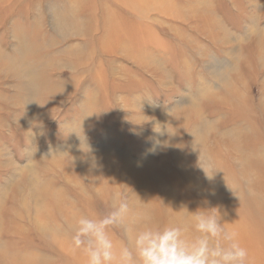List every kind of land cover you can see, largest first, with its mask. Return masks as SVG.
Masks as SVG:
<instances>
[{
  "label": "rangeland",
  "instance_id": "obj_1",
  "mask_svg": "<svg viewBox=\"0 0 264 264\" xmlns=\"http://www.w3.org/2000/svg\"><path fill=\"white\" fill-rule=\"evenodd\" d=\"M150 57L167 74L163 90L138 65ZM130 95L161 108L170 135L152 120L129 123ZM191 107L235 131L242 161L222 134L205 131L196 147ZM172 136L184 174L168 147L149 151ZM218 150L224 191L205 159ZM84 151L113 161L115 177L90 178ZM126 158L152 160L151 174L189 211L218 208L251 264H264V0H0V264H84L63 211L102 217L114 194L129 201ZM148 200L166 224L158 194Z\"/></svg>",
  "mask_w": 264,
  "mask_h": 264
},
{
  "label": "clouds",
  "instance_id": "obj_2",
  "mask_svg": "<svg viewBox=\"0 0 264 264\" xmlns=\"http://www.w3.org/2000/svg\"><path fill=\"white\" fill-rule=\"evenodd\" d=\"M167 126L157 124L154 132L170 135ZM157 146L168 144L156 140L149 151ZM110 207L102 217L73 214L66 240L73 253L83 256L84 264H251L239 232L225 226L216 207L189 211L182 206L166 224L151 212L134 210L120 194L112 196ZM112 228L121 229L123 239L117 240Z\"/></svg>",
  "mask_w": 264,
  "mask_h": 264
},
{
  "label": "bare ground",
  "instance_id": "obj_3",
  "mask_svg": "<svg viewBox=\"0 0 264 264\" xmlns=\"http://www.w3.org/2000/svg\"><path fill=\"white\" fill-rule=\"evenodd\" d=\"M261 33H258V34H261ZM122 56L124 58H127V59L129 58L127 54L122 55ZM130 59L131 58H129V60ZM138 65L141 67V70L145 69V70L150 71L149 73L153 77H155V80L158 82L159 87H161L160 90L162 88L164 89V87L167 88V86H166V85H168L167 74H166L165 70L163 68H161L160 64L155 62L154 58L150 57V58L142 59L141 61L138 62ZM197 91H198L197 95H203V94L205 95L207 90L205 88H203V89L200 88ZM129 100H130V104L128 106H123L124 108L125 107L131 108V111H132L131 116H127V115L125 116V117H127V119H129V123L131 122V123H134L137 125V124L146 122L147 119L154 121L156 125L157 124H159V125L163 124L164 125V123H166V115L162 112L161 108H155L152 104L150 105L149 103H146L145 102L146 100L142 99L140 96H137V95L131 96V98ZM188 111L195 115V119L197 121V123L192 128V136H191L193 138L194 135L198 134V136L196 138H193V141L195 142V143L194 142L193 143L196 145V147H199L201 149L200 145H201V143L203 144L202 139L206 140L205 134H204L205 131L215 132L216 135L222 134L221 136H223V137L224 136L231 137V138H229L230 141H228V143H227V145H225V147H230V150L233 151L234 155L239 156V158L237 157L238 158L237 160L242 161L243 154L240 150V147H239L240 145L235 140V139H237V138H235V134H236L235 131H226V130H222V129L220 130L219 128L216 129L215 128L216 122L213 125L212 122L210 120H208V117L205 118V116L201 115V113L197 109V107H194V108L191 107L190 110H188ZM129 114H130V112H129ZM184 114L185 113L183 112V114H181V117L178 116L177 118L178 119L180 118L182 120H186V118H184V117H186ZM172 138H173V136H172ZM174 142H176L175 138H173L172 141H169V143H167L168 144L167 151L170 150L169 154H171V155H169V156H171V159L173 160L175 166L178 169V172H180L181 174H184V172L186 173V171L184 169L182 162L177 159V154H176V151L174 148V145H175ZM219 152H220V150H218V152H205L206 153L205 159L208 160L206 162L210 161L209 162V164L211 166L210 171L213 174H215L216 177H221V182H222L221 190L224 191V187H223L224 178L229 177V175L227 173L228 170H227L226 166L224 165V162L222 161V157L219 154ZM256 153L258 154V152H256ZM83 154H84L83 157L85 159V165H86V167L90 173V178L94 179V178L99 177L100 175L102 177L107 178V179H112L113 177H115L114 172H113L114 169L112 168L114 163H113V161H110L108 157H98L97 155L92 154L91 152H86V151H84ZM72 158H74L73 161H75V162H73V166L75 167V169L80 170L82 167L85 166L77 160L76 155H73ZM99 167H103V169L100 170ZM153 167H154V163L152 160L141 161L139 164H137L134 160L131 161L130 159L126 158L121 163V168H122L121 169V176L126 178V181H127L126 185L128 187H130L132 185L135 186L133 188V191H132L130 198H129V202L133 206L134 210H136V211H147L148 207L151 205V202L148 200V195H150L152 192L156 193V194H158V196L160 198V203L162 204L164 211L166 212V223H168L169 220L174 218L177 214L173 211H179L183 205H182V203H180L179 201L176 200L173 193L170 191L169 187H167V185L165 183H163L162 181H160L157 178L159 176H154L153 174H151L153 172ZM244 172H246V171H244ZM150 175H153L154 178H152V185H151L150 189H148L146 186V181H147L146 179H148ZM188 177H194V176H192L190 174ZM26 180L29 181V179H26ZM99 188H101V187H98L97 189H99ZM37 189H39V188H37ZM41 191H43V190H41ZM31 192H32V190H31ZM38 192H40V191H38ZM38 192H37V194H38ZM29 194H32V193H29ZM58 196H60V195H58ZM37 198H39V197L37 196ZM37 198H35V199H37ZM40 198L42 199V197H40ZM56 201H57V199H56ZM34 202H35V200H34ZM55 203L58 206V203L57 202H55ZM24 211H26V210L24 209ZM41 211H42V209H41ZM63 212H64L63 221H64V223L69 225V223L71 222V219L73 217V214L75 212L74 211L72 212L69 210H66V211L64 210ZM25 214H27V213H25Z\"/></svg>",
  "mask_w": 264,
  "mask_h": 264
}]
</instances>
